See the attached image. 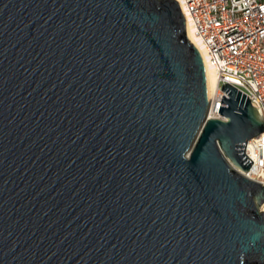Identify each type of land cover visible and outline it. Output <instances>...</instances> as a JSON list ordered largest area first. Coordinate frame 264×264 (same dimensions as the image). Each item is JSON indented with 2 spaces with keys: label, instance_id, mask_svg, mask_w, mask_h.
Masks as SVG:
<instances>
[{
  "label": "water",
  "instance_id": "95a60500",
  "mask_svg": "<svg viewBox=\"0 0 264 264\" xmlns=\"http://www.w3.org/2000/svg\"><path fill=\"white\" fill-rule=\"evenodd\" d=\"M179 0H0V264H264V131Z\"/></svg>",
  "mask_w": 264,
  "mask_h": 264
},
{
  "label": "built area",
  "instance_id": "2783aa9c",
  "mask_svg": "<svg viewBox=\"0 0 264 264\" xmlns=\"http://www.w3.org/2000/svg\"><path fill=\"white\" fill-rule=\"evenodd\" d=\"M206 49V63L218 71L209 118L222 117L223 83L246 93L264 117V0H181ZM187 20V18H186ZM245 153L254 161L248 173L264 183V131L250 140Z\"/></svg>",
  "mask_w": 264,
  "mask_h": 264
},
{
  "label": "bare ground",
  "instance_id": "6f19581e",
  "mask_svg": "<svg viewBox=\"0 0 264 264\" xmlns=\"http://www.w3.org/2000/svg\"><path fill=\"white\" fill-rule=\"evenodd\" d=\"M180 1L181 0H179V2ZM185 16L187 18L188 31H189V35L191 37V40L199 45V47L201 48V50L205 56V59H206L207 52H206V49L203 45V42L201 41L200 37L196 33L195 28H194L193 24L191 23L189 17H187V15H185ZM207 67H208V72H209V77H210L211 90L213 93L215 88L217 87V83H218V71L216 68H214L209 63H207ZM245 175L250 177V178H253L252 173H246ZM263 209H264V206H263Z\"/></svg>",
  "mask_w": 264,
  "mask_h": 264
}]
</instances>
